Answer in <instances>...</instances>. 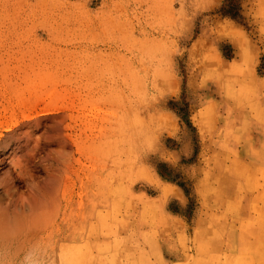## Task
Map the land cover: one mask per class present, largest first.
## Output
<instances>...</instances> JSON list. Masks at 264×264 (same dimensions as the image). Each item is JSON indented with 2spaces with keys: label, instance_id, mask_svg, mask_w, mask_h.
Wrapping results in <instances>:
<instances>
[{
  "label": "rangeland",
  "instance_id": "rangeland-1",
  "mask_svg": "<svg viewBox=\"0 0 264 264\" xmlns=\"http://www.w3.org/2000/svg\"><path fill=\"white\" fill-rule=\"evenodd\" d=\"M224 2L0 0V264H264V0Z\"/></svg>",
  "mask_w": 264,
  "mask_h": 264
},
{
  "label": "trees",
  "instance_id": "trees-1",
  "mask_svg": "<svg viewBox=\"0 0 264 264\" xmlns=\"http://www.w3.org/2000/svg\"><path fill=\"white\" fill-rule=\"evenodd\" d=\"M238 7L235 4V0H225L221 8L222 14L235 17L237 15Z\"/></svg>",
  "mask_w": 264,
  "mask_h": 264
},
{
  "label": "bare ground",
  "instance_id": "bare-ground-1",
  "mask_svg": "<svg viewBox=\"0 0 264 264\" xmlns=\"http://www.w3.org/2000/svg\"><path fill=\"white\" fill-rule=\"evenodd\" d=\"M64 148V147H63Z\"/></svg>",
  "mask_w": 264,
  "mask_h": 264
}]
</instances>
